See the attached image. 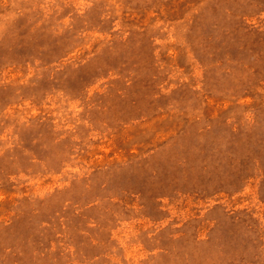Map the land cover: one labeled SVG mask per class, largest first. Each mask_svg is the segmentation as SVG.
<instances>
[{
  "label": "rangeland",
  "instance_id": "374dc122",
  "mask_svg": "<svg viewBox=\"0 0 264 264\" xmlns=\"http://www.w3.org/2000/svg\"><path fill=\"white\" fill-rule=\"evenodd\" d=\"M0 264H264V0H0Z\"/></svg>",
  "mask_w": 264,
  "mask_h": 264
}]
</instances>
